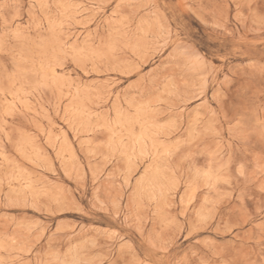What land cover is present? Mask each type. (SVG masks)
<instances>
[{"label": "rangeland", "instance_id": "374dc122", "mask_svg": "<svg viewBox=\"0 0 264 264\" xmlns=\"http://www.w3.org/2000/svg\"><path fill=\"white\" fill-rule=\"evenodd\" d=\"M0 264H264V0H0Z\"/></svg>", "mask_w": 264, "mask_h": 264}]
</instances>
